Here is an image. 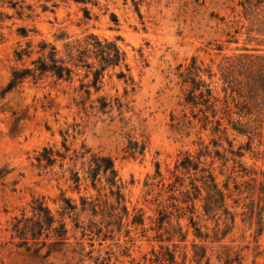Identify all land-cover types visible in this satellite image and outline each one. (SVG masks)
I'll use <instances>...</instances> for the list:
<instances>
[{"label":"rangeland","instance_id":"374dc122","mask_svg":"<svg viewBox=\"0 0 264 264\" xmlns=\"http://www.w3.org/2000/svg\"><path fill=\"white\" fill-rule=\"evenodd\" d=\"M11 1H23L25 13L18 17L8 0L0 1V11L12 15L2 24L5 38L0 43V166L6 164L11 169L0 180V264H77L71 246L66 254L57 253L55 247L52 255L44 259L10 242L7 221L28 207L33 197H45L48 206L56 211L62 191L78 203L80 195L96 194V190L86 191L83 187L78 193L51 174L40 172L33 165L36 152L44 145L59 144L61 132L67 128L73 132L75 125V139L70 136L68 142L74 147L85 143L113 158L123 183L126 206L129 210L142 208L145 226L149 227L151 221L147 217H153L155 212L143 196L147 176L155 173L158 163L162 174L168 177V169L181 153L195 152L198 137L205 142L211 137L208 130H200L197 122L192 127L172 125L171 114H183V107L178 104L182 92L177 66L187 64L195 56L199 63L210 67L213 77L204 78L211 82L220 106L224 99L220 68L234 63L244 53L264 54V0L258 5V0H136L140 2L138 10L132 0ZM27 6L31 9L27 10ZM249 6L251 11L245 14L244 8ZM20 26L30 29L29 37L18 34ZM85 31L108 38L119 36L118 43L129 65V71L123 66L107 71L101 89L96 93L92 89L90 102L95 108L88 107L85 112L75 104L74 99L79 98L75 91L79 86L77 79L71 84L51 77L37 83L26 81L2 95L12 68L18 65L14 60L18 42L44 38L60 45L56 34L76 36ZM120 69L132 77L133 84L118 77ZM233 75L236 81H245L239 67ZM101 95L118 98L121 107L114 103L110 112L103 113L96 101ZM229 101L231 118L244 123L251 132L240 134L230 129L227 136L234 149L242 147V164L254 171L238 178L239 182H251L249 192L240 195L238 203L234 201L238 198L235 194L227 199L228 209L235 213L232 229L224 234L223 219L216 225V217L208 218L198 208L201 237L195 236L193 227H189L184 241L158 243L133 232L131 240L122 230L115 231L113 238L101 244L86 243L85 251L93 249V257L110 252L117 264H160L152 250L163 244L174 251L177 264H197V260L201 264H264V193H260L259 185V181H264V122L261 124L256 112L240 116L231 97ZM236 101L240 103L242 99ZM184 113L191 115L188 108ZM223 144L227 145L225 141ZM252 177L256 179L251 180ZM223 179L224 176H218L219 181ZM233 185L229 183L230 188ZM247 195L250 197L244 198ZM244 204H248L249 210ZM180 223L186 228L188 220L181 218ZM147 234L151 236L153 231ZM70 242L73 245L74 238ZM83 264L94 262L86 259Z\"/></svg>","mask_w":264,"mask_h":264},{"label":"trees","instance_id":"16d2710c","mask_svg":"<svg viewBox=\"0 0 264 264\" xmlns=\"http://www.w3.org/2000/svg\"><path fill=\"white\" fill-rule=\"evenodd\" d=\"M132 1L138 10L140 2ZM22 2L8 0L18 17H23L25 13ZM261 2L258 0L256 5ZM26 9L30 10L31 7L27 6ZM244 9L245 14H249L251 6ZM84 11L86 17H89L88 10L85 8ZM26 16L29 17V14ZM11 17L0 11V43L5 38L2 24ZM113 17V21L118 23V19ZM17 31L22 38L29 37L30 29L25 26L18 27ZM55 37L60 45L44 38L17 43L14 60L18 65L12 68L10 79L2 88V95L18 89L26 81L37 83L51 77L71 84L77 79L79 86L75 91L79 98L74 99L75 104L85 112L88 107L95 108L93 101L90 102L92 89L95 93L101 89L107 71L122 66L129 71L126 53L118 43L120 37L108 38L90 31L76 36L61 32ZM217 49L221 50V46H217ZM236 58L234 63L220 68L224 92L220 106V99L214 95L211 82L204 78L213 77L210 67L199 63L195 56L187 64L177 66L176 74L182 92L178 104L183 107V114H171L172 125L192 127L197 122L200 130H208L211 137L208 142L198 137L195 152L181 153L173 167L168 169V177L162 174L158 163L155 173L147 176L143 184V196L155 212L153 217H147L151 221L149 227L145 226V211L142 208L133 207L129 210L126 206L122 193L123 183L113 158L85 143L74 147L72 142H68L70 136L75 139L74 125L73 132L69 128L61 132L59 144L41 147L33 157V165L40 172L51 174L58 181L68 184L78 193L83 187L86 191L90 188L96 190V194L80 195L78 203L62 191V200L56 211L48 206L45 197H33L28 207H23L7 221L6 231L10 242L44 259L52 255L55 247H58L57 253L66 254L71 246L77 264H83L86 259H92L94 264H117L110 252L102 257H93V249L85 251L86 243L94 246V241H99L101 244L113 238L115 231L122 230L131 240L134 239L130 236L133 232L158 243L173 242L174 239L184 241L189 227H193L195 236L201 237L198 208H201L204 216L216 217V225L223 219L224 234L230 231L235 223V213L228 209L227 199L235 194L238 198L234 201L238 203L240 195L249 192L251 182H239L238 178L254 171L242 164V147L234 149L232 140L227 136L230 129L240 134L251 132L244 123L231 118L229 97L239 108L240 116L241 113L252 115L256 112L261 124L264 122V54L244 53ZM237 67L245 75L243 83L236 81L233 75ZM117 75L133 84L132 77H127L123 69ZM236 98L242 101L239 103ZM96 101L103 113L110 112L114 103L121 107L118 98L109 99L101 95ZM186 108L190 110V116L184 113ZM223 141L227 143L226 146ZM10 172L6 164L0 166V180H4ZM219 175L224 176L222 181L218 180ZM230 182L234 184L232 188L229 187ZM259 185L260 193H264V181H259ZM244 205L249 210L248 204ZM181 218L188 220L186 228L180 223ZM148 231H153V235L149 236ZM71 238L75 240L73 245ZM173 247L177 245L173 243ZM152 254L160 264H177L175 253L168 245L159 244V249H153ZM185 259L186 255L183 261ZM197 264H201L199 260Z\"/></svg>","mask_w":264,"mask_h":264}]
</instances>
